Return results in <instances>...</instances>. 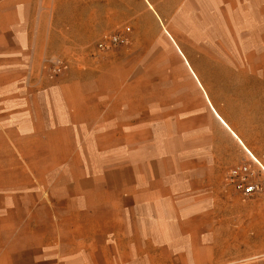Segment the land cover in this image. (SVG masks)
<instances>
[{
  "label": "crops",
  "instance_id": "obj_1",
  "mask_svg": "<svg viewBox=\"0 0 264 264\" xmlns=\"http://www.w3.org/2000/svg\"><path fill=\"white\" fill-rule=\"evenodd\" d=\"M247 11L251 15L246 26H259L254 8ZM117 21L132 24L129 45L93 57L87 71L79 64L53 73L51 61L68 52L72 60L79 59V47L105 37ZM238 21L228 0H0V155L11 157L0 162V264H264V196L246 199L227 182L229 167L239 162L257 170L250 154L264 163V109L249 114L245 127L231 126L199 79L211 111L226 130L221 134L226 147L222 150L218 144L214 155L206 154L199 163H170L175 158L171 152L155 156L150 166L140 159L135 166L150 170L151 179L114 183L112 188L123 195L104 198L120 209L130 202L136 210H151L153 258H84L74 247L64 255L63 245L49 243L43 234L41 209L49 201L40 195L43 181L32 180V173L50 165L54 156H70L78 166L81 145L86 149L83 140L98 156L123 153L124 145L115 147L113 140H143V130L136 128L130 135L121 130L127 117L138 124L131 119L136 117L133 110L128 111L133 106L121 99L123 71L137 74L136 61L144 58L145 50L159 52L153 46L161 42L175 57L184 54L197 79L191 63L193 41L206 50L213 43L208 29L225 27L232 35L218 37L239 44L233 30ZM33 156L40 157L39 163L32 162ZM33 190H39V197ZM194 220L203 221L199 228L185 226ZM132 242L131 248L138 249ZM101 248L112 249L110 244Z\"/></svg>",
  "mask_w": 264,
  "mask_h": 264
},
{
  "label": "rangeland",
  "instance_id": "obj_2",
  "mask_svg": "<svg viewBox=\"0 0 264 264\" xmlns=\"http://www.w3.org/2000/svg\"><path fill=\"white\" fill-rule=\"evenodd\" d=\"M228 1L239 16V25L233 28L239 35V44L227 43L228 39L224 37L232 35V29L225 27L208 29L211 31L213 43H209L206 50L193 41L192 51L195 59L191 63L197 73V79L188 70L186 65L189 61L185 59L184 54V57L181 55L183 59L175 57L161 42L153 46L160 48L159 52L145 50L144 58L136 61L137 74H131V70L130 73L128 70L123 71L120 79L126 87L121 92V99L126 101L127 105L133 106L132 109L128 108V111L133 110L132 114L136 117L131 119L134 122L137 120L138 124L129 123L127 117L126 123L121 124V130L127 132L126 135L134 133L136 128L138 132L143 130V140H113L115 147H120V142L124 145L123 153L100 156L97 151H88V140H83L81 144L86 149L81 145L78 166H75V161L72 164L70 156L60 157V160H56L54 156L50 165H44L43 170L32 173V180L43 181L40 195L42 199L49 201L41 209L43 234L47 235L49 243L62 244L61 252L64 255L71 253L74 247L81 250L84 258L102 259L105 255L117 259L153 258L156 253L152 252V238L148 235L155 226L154 221L149 219V216H152L151 210H146L143 206L136 210L130 206V202L122 205L121 209L115 207L114 202L111 205L106 204L105 196L117 198L123 195L122 190L114 189L112 185L140 179L150 180V170L147 171L144 167V171H139L135 166V162L140 159L145 166H150L155 156L160 155L158 158H161L166 152H171L175 158L170 163L176 161L185 164L194 160L199 163L206 154L210 157L211 151L215 150L218 144L222 150L226 147L227 142L221 135L223 131L226 133V130L211 111L204 89L212 104L225 115L231 126L234 123L237 127H245L249 114H262L264 0ZM252 8L255 24L259 25L257 27L246 26L250 14L247 9ZM112 26L105 37L99 35L81 45L79 59L72 60L73 53L68 52L65 58L51 61L53 73L58 75L69 66L79 64L83 71H87L88 61H92L93 57L115 50L121 45H129L130 36L133 34L132 24L117 21L113 22ZM127 26L131 28L127 42L114 48H99V43L108 35L118 33ZM219 34L224 37H218ZM39 70V74H43V61ZM30 75L29 66L27 79ZM218 116L226 124L225 120ZM10 159L11 157L0 155V162ZM66 159L69 161L55 167ZM39 160L38 156L32 157L33 163H39ZM240 164L242 163L239 162L235 166ZM235 166L229 167L228 184L230 172ZM119 167L122 170H118ZM53 168L55 169L51 170ZM109 168L112 170H105ZM38 191L33 190L32 195L39 197ZM202 222L194 220L185 226L199 228ZM162 226L161 224L160 227ZM132 240L137 242L138 249L131 248ZM104 244L111 245L110 252L101 248ZM88 246L95 247L96 251H82ZM47 255V258H53L51 253Z\"/></svg>",
  "mask_w": 264,
  "mask_h": 264
},
{
  "label": "built area",
  "instance_id": "obj_3",
  "mask_svg": "<svg viewBox=\"0 0 264 264\" xmlns=\"http://www.w3.org/2000/svg\"><path fill=\"white\" fill-rule=\"evenodd\" d=\"M131 31L129 26L124 27L121 31L115 34L108 35L99 43L100 49L114 48L120 43L128 41V34ZM252 161L256 164L257 170H253L247 163H242L235 166L229 175V184L243 195L253 198L264 196V163L253 156Z\"/></svg>",
  "mask_w": 264,
  "mask_h": 264
}]
</instances>
